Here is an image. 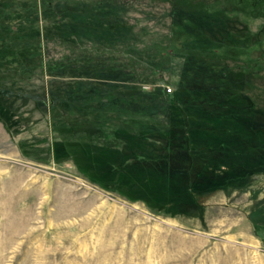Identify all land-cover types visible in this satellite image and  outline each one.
<instances>
[{"label": "rangeland", "instance_id": "obj_1", "mask_svg": "<svg viewBox=\"0 0 264 264\" xmlns=\"http://www.w3.org/2000/svg\"><path fill=\"white\" fill-rule=\"evenodd\" d=\"M250 106L264 0H0V264H264Z\"/></svg>", "mask_w": 264, "mask_h": 264}, {"label": "trees", "instance_id": "obj_2", "mask_svg": "<svg viewBox=\"0 0 264 264\" xmlns=\"http://www.w3.org/2000/svg\"><path fill=\"white\" fill-rule=\"evenodd\" d=\"M247 100V99H246ZM248 103V101H247ZM253 110V120L252 123L255 126V128H259L260 126L264 127V123H261V118H264V109L262 108H255L254 106H250Z\"/></svg>", "mask_w": 264, "mask_h": 264}, {"label": "built area", "instance_id": "obj_3", "mask_svg": "<svg viewBox=\"0 0 264 264\" xmlns=\"http://www.w3.org/2000/svg\"><path fill=\"white\" fill-rule=\"evenodd\" d=\"M168 91H170V92H171V91H172V89H170V88H169V90H168Z\"/></svg>", "mask_w": 264, "mask_h": 264}]
</instances>
